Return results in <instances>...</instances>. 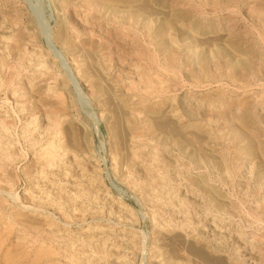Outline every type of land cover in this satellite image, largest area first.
Wrapping results in <instances>:
<instances>
[{
    "label": "rangeland",
    "instance_id": "1",
    "mask_svg": "<svg viewBox=\"0 0 264 264\" xmlns=\"http://www.w3.org/2000/svg\"><path fill=\"white\" fill-rule=\"evenodd\" d=\"M15 2L16 6H21L25 23L30 27L34 18L41 20V15L54 26L56 14H64L56 8L53 0H16ZM149 3L144 4L150 8L139 10L140 19L126 14V33L120 34V31L111 25H105L101 31L95 29L94 39H113L111 43L107 42V45L102 43L105 48H111L115 55L111 57V68L107 78L95 68L93 70L92 66V69L89 68L93 72L90 69L89 71L97 81L104 83L105 86L107 82L110 83L116 93L126 94V98L132 97L128 89L129 83L135 81L141 74L150 76L157 74L159 79L164 81L163 85L169 80L168 85L172 86L173 91L165 93V96L159 97L156 101L162 107L166 105L170 107L171 111L184 121L187 120L186 114L191 112L192 122H198L211 136L207 140L206 147L209 154L215 158L201 167H194L188 155L182 154L176 146L169 145L161 156L165 153L167 158H162L167 161L169 159V162L173 161L172 166L175 167L176 172L173 174L168 172L170 175H167L166 181L160 180L157 170L150 176L144 173H131L129 181H122L114 170L117 161H121L126 152L125 150L123 153L125 145L121 139L124 131L113 125L116 114L113 115L108 106L106 110L103 109L106 106H99L85 80L73 69L83 89L94 102L95 113L99 117L94 132L85 109L75 99L73 88L67 82L55 59L45 51L43 40L39 39L37 47L46 54L49 70H45L42 75L37 71V75L41 76L44 82H49L52 87H55V77L66 81L65 97L71 101L74 121L83 129H80L81 133L78 134L82 135L81 138L78 137L84 144L81 148L87 152L81 157L85 175L83 174L80 181L81 177L75 173L74 168H71L72 162L67 157L64 160L67 170L62 166L54 170L33 164L30 166L32 151L29 149L31 142L28 138L30 135L38 137L41 128L49 129L44 119L50 115L51 108L46 105H32L25 97L23 99L20 97L22 91L12 93L10 88L2 89L0 119H4V124L11 129L8 128L6 132L0 126V144L5 143L4 147L8 146L3 152L10 154L12 152L13 161L5 166L0 160V173H2L0 174V264H69L67 255L70 253L81 256L80 264H86L89 259H97L96 256L101 253L99 248L103 242L111 246L113 252L116 250L115 254L125 259L123 264H126V261L127 264H147L153 254L150 252V240L156 227L165 222L185 221H188V229L198 228L201 233L205 232L208 245L217 252L228 255L233 263L264 264V211H262L264 210V72L263 74L259 72L261 69L264 71V0H150ZM155 10L162 11L159 14L160 19H165L164 17L169 14L166 11L177 10L181 15L178 24H182L184 28L192 30L195 34L194 39L197 43L190 49L187 48L184 36L175 27L172 38L169 35L164 37L176 41L172 44L173 49L169 54L182 64L177 83L174 79H169L167 73L160 71L161 68L168 66L166 63L170 56L155 40L159 39L155 35L157 19L154 18V13H148ZM9 15L13 16L11 12ZM72 16V21L80 33L78 39L88 37L89 32L84 30L81 21L84 17L82 9L73 11ZM143 19L150 24L147 25ZM216 35L220 37L221 42L217 40L215 46L200 44L197 41L205 38L214 39V37L216 39ZM115 39H126V46L119 43L120 49L117 53L114 47V44H117ZM221 46L238 49L240 55L247 58L246 65L238 66L234 71L230 70L226 65L228 55L225 57L214 54V48ZM3 47V44H0V60L4 59L12 63L13 60L11 61L6 55ZM119 53L120 60L117 57ZM66 57L74 67L67 54ZM31 62L34 69L40 70L39 58L33 56ZM107 63L109 64L108 61ZM260 65L262 66L259 69ZM0 70L5 71V67ZM20 74L25 76V71L21 70ZM188 74L193 78H188ZM12 78L14 84L19 82L18 77L12 76ZM123 81L126 82V90ZM209 91L211 94L204 95ZM214 93H219L221 99L210 103V95ZM9 112L12 117L9 116ZM244 113L247 115L243 121H239L238 118L242 117L239 115ZM31 119L33 122L29 125L28 131H25L26 122H30ZM237 119L238 123L250 121L257 132L254 141L251 142L252 147L249 148L248 155L239 154V151L246 150L250 141L233 143L228 133V127L237 122ZM51 130L53 133V129ZM115 134L119 138H116ZM100 140L103 142V150L99 149ZM149 149L147 147L143 150L147 164L151 163ZM113 152L114 154L111 155ZM255 152L258 154L255 155ZM120 153L123 155L121 156ZM1 155L0 153V159H2ZM20 155L22 157H19ZM195 156V159H201L198 152ZM121 166L126 171V165ZM105 170L122 192L112 187ZM189 179L194 181L199 179L206 183L212 190L210 201H214L215 205L199 197L197 189ZM85 183L88 187L84 185ZM71 186H75L74 190ZM218 201L224 204V209L222 207L218 209V206L220 207ZM76 214L78 218L75 217ZM23 217H27L26 220L32 223L26 222L25 218L21 220ZM108 228L110 231H107ZM130 240L135 242V250L126 249ZM45 246L47 249L51 248L49 249L51 254L44 249ZM104 264L115 263L108 256Z\"/></svg>",
    "mask_w": 264,
    "mask_h": 264
},
{
    "label": "bare ground",
    "instance_id": "2",
    "mask_svg": "<svg viewBox=\"0 0 264 264\" xmlns=\"http://www.w3.org/2000/svg\"><path fill=\"white\" fill-rule=\"evenodd\" d=\"M15 1L16 0H0V44H3L4 46L3 48L6 55L10 57L11 61L13 60L12 63L11 62L8 63L4 59L0 60V69L5 67V71L0 70V91L2 89H8V88L12 90V93L22 91V93H20V97L22 99L25 97V99L31 102L32 105H46L51 108L49 111L50 115L49 116L47 115L44 119L47 125L49 126V129L48 128L45 129V127L41 128L42 130L39 132L40 135L38 137H34L30 135L28 138L31 142L29 149L30 151H32L30 158V163H31L30 166L34 165L49 170H54L56 168L58 169V167L62 166V168L67 170L68 168L64 163L65 157H67L72 162L71 166L73 167L71 168H74L76 170L75 173H77V175L81 177L80 179L81 181L82 177L85 175V173H83L84 170L82 169L81 157L84 154H87L86 150H83L81 148V146H83L84 144L82 143L83 141L79 139V137L81 138L82 135L81 134L80 136L78 135L79 133H81L80 129L82 128L79 127L80 125L78 126V124L74 121L71 113V108H72L71 101L67 100L65 97L66 95L64 94L66 81L58 77H55L54 78L55 87L54 86L52 87V85H50L49 82L48 83L44 82L41 76L37 75V71L41 72L39 74L42 75V73H45V70H49V62L46 59L47 56L45 57L46 54H44V52L37 47L39 39L43 40V43L46 48V50L45 49L44 50L47 51V54H50L55 59L60 70L65 75L67 82L73 88L75 99L77 103L79 105H82L81 107L85 109L88 119L92 122L94 132L97 128L99 117L95 113L96 109L93 100L91 99L90 95L83 89L80 80L77 78L76 74L74 73V70H76L77 74L81 75V77L85 80L87 86L90 88L91 95L94 97V100L98 102L99 106L102 107L106 106L105 108H103L105 110L108 106L109 109L111 110L110 112L111 113L113 112L112 113L113 115L116 114L115 115L116 117L114 116L115 122L113 125L116 126L115 128L119 129L120 127L121 131L122 130L124 131V134L122 135V137L121 136L120 137L125 145L124 147L125 149H123V153L125 150L126 152L124 155L120 153L121 156L123 155V159L121 160L120 158L119 160L121 161H117L118 165L117 164L115 165L114 170L122 181L123 180L129 181L130 180L129 175L131 173H142V174L144 173L150 176V174L156 170L159 172L160 180L163 179L166 181L167 175L176 172L175 167L172 166L173 161L169 162V159L167 161L166 159L162 158V157L167 158L165 156V153L163 154L164 156H161L163 152L167 151L166 149L168 148L169 145L176 146V149L178 151H180L182 154L188 155L194 167H201L205 163H210L211 160L215 158V156L213 157L209 154L208 149L206 147L207 140L211 136L204 127L200 126L198 122H192V120L190 119L192 118L191 112H188L186 114L187 120L184 121L182 120V118L174 114L171 111L170 107H168L167 105L165 107H162L161 104L158 101H156L157 99H159V97L165 96V93H171L173 91V88H171L172 86L168 85L169 80L168 82H165V85H163L162 83H164V81L159 79L157 74L154 76H150L148 74H141L138 76V78L135 81L133 80L129 83L128 89L132 97L126 98V94L120 95V93H116V91L112 89L110 83L107 82V84H109L107 86L105 82L106 84L105 86L103 85L104 83H100L99 81H97L94 78L93 74H91L93 72L91 69L93 68L94 70L95 68L96 71L98 70L100 74H102L105 78H107L108 77L107 73H109L111 68V62H112L111 57L112 55H115L114 53H112L113 50L111 48L109 47L105 48L102 43L104 42L107 45V42L111 43L113 39H94L93 37H94L95 29L101 31L103 27H105V25H111L117 28L120 31V34L126 33V14H129L130 17H135L137 19H140L141 14L139 10H143V8L146 9L148 7L146 5H148L150 0H53L56 5V8L60 9V11H63L64 14L62 12H61L62 14L59 13L56 14L54 20L55 21L54 26L50 25L49 21L46 18L42 17L41 15L40 21H38L39 19L36 20L35 18L34 20L31 19L32 22L31 20L29 21L32 24L31 27L28 23H25V18L23 17L22 14V8L21 6H16ZM148 8H150V6ZM76 9H82L84 17L81 21L84 24V30L86 32H89V34L87 35L88 37H84L83 39L81 38L78 39L80 33L78 29L75 27L74 21H72L73 20L72 14L73 11H75ZM147 10L149 11V9ZM10 12L13 15L12 17H10L9 15ZM160 12L155 10L154 12L152 11L148 13L155 14L154 18L157 19V24H156L157 28L155 30V35L157 38H159L155 40L157 44H159V46L165 50L166 53L169 54L172 52L173 49L172 44L175 43L176 41L175 39H164V37L166 35H169L170 38H172V32L175 29H177L182 34V36H184L185 38L184 40L186 41L187 48L190 49L194 47V45H196L197 42L194 39L195 34L193 33V31L187 30L186 28H184L182 24H178L179 18L181 16L180 12H178L177 10L173 12L166 11V13H169L167 15L165 14V12H163L164 16L166 15L164 17L165 19H160V15H159ZM148 16L150 17V15ZM52 17L54 16L52 15ZM143 20L145 21L146 19ZM145 22L147 25L150 24L148 21ZM217 38L216 39L215 37L214 39L205 38L197 41L200 44H210V45L212 44L213 46H215V43L217 42V40L220 39V37L218 39ZM115 40L117 44H114V47L117 53L118 49H120L119 43L120 45L126 46V39H115ZM145 40L151 41L153 39H145ZM227 40L232 41L234 39H227ZM215 48H214V54H216L217 56L221 55L226 57V55H228L229 58L227 59L226 65L232 71H234L238 66H245L246 61H248L247 58L242 57L240 55L241 53L239 52L238 49H235L232 46H229V48H226V46L217 47L216 49ZM64 52L69 56V58L73 62L74 67L70 65L66 57V54ZM33 56L40 59V63H39L41 66L40 70H36L33 68L34 66H32V62H31ZM169 56H170L169 61L166 64L170 68H168V66L163 67L161 68L160 71L162 73H167L168 78L171 80L174 79V81H176L177 83L180 77L179 74L182 68V64L177 60H174L170 54ZM88 57L90 59V62H88L89 61ZM117 57L118 60H120L121 58L120 53L117 55ZM107 61L109 62V64L107 63ZM261 66L262 65L258 66L259 69L261 68ZM89 69L92 71L91 73ZM21 70L25 71V76H22L20 74ZM259 72H262L263 74L264 71L261 69L259 70ZM12 76H15V78L18 77L19 82L14 84ZM187 77L191 79L193 78L189 74L187 75ZM194 81L196 82L197 79H195ZM123 84L125 88L124 90H126V82L123 81ZM175 89H176V85L174 90ZM208 94H211L210 91L209 93H206L204 95H208ZM210 96H211L210 103H214L221 99V95L219 93H214L213 95ZM246 115L247 114L245 113L239 115L242 116L238 118L239 121L240 120L243 121V118H245ZM9 116H11V114ZM238 119L237 122L235 121L234 123L230 124V126L228 127V133L230 134L231 136L230 139L233 143L250 141L248 142L249 146H247L246 150L240 149L239 151L240 152L239 154L242 153L248 155V153L250 152L249 148L252 147L251 142L254 141V137L255 135H257V132L250 121L245 120L244 122L238 123ZM31 122H33L32 119L30 122H26L25 131H28ZM4 123L5 120L0 119V126L3 127V130L7 132L8 128L10 127H8V125L6 126ZM51 129H53V133ZM115 135H116L115 137L117 138L118 137L117 134ZM5 145H6L5 143L0 144V153L2 154L1 155L2 159L0 160L2 165L5 164L7 165L11 161H13L12 152L11 154L7 153L6 151L3 152L4 149L8 147V146L4 147ZM147 147L151 149V150L149 149L151 154L150 164H147V160L145 158L146 155L143 153V150H145ZM99 149L100 150L104 149L103 142L101 140L99 143ZM193 149L195 151H193ZM196 152H198L201 155V159L198 160L195 159ZM112 154H114V152L111 153V155ZM254 154L257 155L258 153L255 152ZM19 157H22V155H20ZM260 162L262 163V161ZM122 164L126 165V171L123 170L121 166ZM70 170L72 171V169ZM12 173L14 175V172ZM0 174L2 175V173ZM105 174L106 177L110 180L112 187L116 189V191L118 190L119 192H122V189H120L117 185H115L113 181L110 179L107 170H105ZM189 180L193 185V187L197 189V194L199 195V197L201 196L202 198L208 200L207 202H209V204L215 205L214 201H210L212 190H210V187L206 183L199 181V179H198L199 183L198 181H194L193 179H189ZM44 182H46V180ZM1 185L3 186V184ZM84 185H86V183ZM78 187L79 186H77V188ZM1 192L3 193V191ZM58 192L60 191L58 190ZM3 194H5V192ZM71 202L73 201L71 200ZM221 202L225 203V201L222 200ZM221 202L218 201V203L220 204V207L218 206V209H222L224 207V204ZM156 212L159 213L158 211ZM50 215L53 216L52 214ZM77 215L78 214L74 216L78 218L79 216L77 217ZM154 215H156V213ZM27 217H23L21 218V220L25 218L24 220L27 222L28 221L26 220ZM25 221L23 223H25ZM28 222L32 223L30 221ZM38 222H42V221H38ZM33 224L35 225L36 223ZM33 224H31V226ZM188 226H189L188 221L177 222V223L165 222V224L160 225L159 227L157 226L155 229V233L150 240V245H151L150 252H152L153 254L148 259L147 264H235L231 261L228 255H224L220 252H217L208 245V243L206 242V236L204 234L205 232L201 233L198 230V228L188 229ZM108 230L109 228L107 229V231ZM118 231H120V229H118ZM135 247L136 245L133 240H130L126 245V249L131 251L135 250ZM44 249H47V247ZM49 249L51 248L48 247L46 251L49 252L50 251ZM99 249L101 253L96 256L97 259L95 260L89 259V261L87 260L88 262L86 264H104V262L108 259V256L112 258V261H114L115 264H123L125 262V259L122 256H119V254H115L116 250L114 249L115 251L113 252L112 247L109 246L106 242H103ZM37 251L39 252L38 249ZM51 252L53 251L51 250ZM42 254H38V255L41 256ZM125 254L126 252H124L123 255ZM34 258L36 257L34 256ZM67 259L69 264H80V262L82 261L81 256L73 253L68 254ZM2 260L5 261V259Z\"/></svg>",
    "mask_w": 264,
    "mask_h": 264
}]
</instances>
